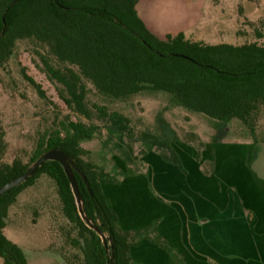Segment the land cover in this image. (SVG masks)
<instances>
[{"label": "trees", "instance_id": "16d2710c", "mask_svg": "<svg viewBox=\"0 0 264 264\" xmlns=\"http://www.w3.org/2000/svg\"><path fill=\"white\" fill-rule=\"evenodd\" d=\"M139 1L0 0V70L8 67L21 46L29 47L39 58L40 70L58 86L68 110L86 121H72L69 116L59 121L55 117L53 124L40 133L28 163L2 160L6 142L0 128V187L26 172L45 153L61 150L79 170L74 175L88 218L106 235L108 243L113 242L114 253L111 260V248L107 254L101 237L81 220L62 166L48 162L27 182L0 197V258L4 264H28L22 248L4 231L10 208L42 176L55 182L63 215L78 232L68 245L80 252L73 256L79 264H132L130 250L143 240L184 264L157 235L156 225L139 231L120 228L104 192L109 175L87 159L90 152L82 147L105 129L107 140H116L114 146L123 152V162L129 169L137 160L133 144L139 142L141 158L153 152L186 173L174 148L180 143L177 135L163 118L158 119L163 123V135L147 131L136 135L128 117L92 101L91 95L111 101L167 95L173 108L210 121L217 135L224 134L223 142L250 144L247 166L264 189V180L251 166L252 152L261 141L258 134H264V44L209 45L188 40L183 33L161 39L139 17ZM258 38L263 36L258 34ZM21 73L37 95L47 100L41 85L24 68ZM189 137V144L198 139L193 134ZM199 142L197 158L202 161L207 144ZM203 170L213 175L214 163L204 162ZM136 174L130 171L125 175Z\"/></svg>", "mask_w": 264, "mask_h": 264}, {"label": "rangeland", "instance_id": "374dc122", "mask_svg": "<svg viewBox=\"0 0 264 264\" xmlns=\"http://www.w3.org/2000/svg\"><path fill=\"white\" fill-rule=\"evenodd\" d=\"M152 1L158 6L152 13H157L161 19L193 21L192 38L212 45L264 44V0ZM258 34L263 38L259 39ZM40 66L39 58L24 45L8 67L0 70V128L5 132L6 149L2 156L5 163L10 164L15 159L28 163L40 133L53 124L55 117L59 121L69 116L72 121L86 122L68 110L58 86L47 79ZM23 68L41 85L47 100H42L24 80ZM91 100L128 117L136 135L146 131L163 135V123L158 120L163 118L164 124L174 131L180 141L174 144V148L188 171V174L166 172L163 169L166 166L153 152L141 158L142 146L139 142L133 144L137 160L129 169L123 162V152L114 146L116 140L109 142L107 131L103 129L100 137L83 143L82 147L90 152L87 159L109 175L106 192L119 210L125 214L139 208V196L146 194V188L157 192V186L161 188L157 193L163 207L205 211L207 216L202 222L206 228L215 220L208 217L211 216L209 212L224 214L230 210L234 215L230 218L222 215V221L235 218L243 221L247 230L238 232V237L247 233V243L244 239L243 243L238 241L234 249L224 245L217 249L207 238L199 250L194 248V244L185 246L187 257L204 263L214 260L218 264H264V189L254 180L247 166L250 144L220 143L225 140L224 134L217 135L210 121L173 108L170 98L164 94L144 95L126 101L98 99L91 95ZM165 108L168 110L164 111ZM190 134L198 137L193 144L188 142ZM258 135L261 141L252 152L251 166L253 172L264 180V134L260 132ZM199 141L207 144L204 152L207 158L219 157L217 170L211 177H204L199 172ZM130 171L142 175L127 177L125 174ZM150 200V194L147 198L145 195L143 202L148 210L152 208ZM4 233L22 248L28 264H79L73 256L80 255V252L68 245L78 232L64 217L57 186L47 176H42L35 186L18 197L10 208ZM0 264H4L2 258Z\"/></svg>", "mask_w": 264, "mask_h": 264}, {"label": "crops", "instance_id": "0c3cea01", "mask_svg": "<svg viewBox=\"0 0 264 264\" xmlns=\"http://www.w3.org/2000/svg\"><path fill=\"white\" fill-rule=\"evenodd\" d=\"M157 7V3H154L152 0H140L136 7L137 13L141 20L156 36L164 39L167 35L176 36L179 33H183L188 40L206 43L205 41L190 37L192 34V28H195L193 21H166L165 19H161L162 17H159L157 13H152V10H157ZM221 143L231 145L237 144L233 142ZM205 150L206 148L202 152V161L198 160V169L200 174L204 177H211L217 170L219 157L217 155V158L210 160L204 155ZM156 155L159 156L158 154ZM204 162L214 163L215 170L213 175L208 176L204 173ZM162 163L164 166H166L163 167L166 172L178 171L179 173H182L176 166L166 163L163 160ZM182 174H188L187 169L186 173ZM140 175L142 174H136L134 176L127 177H137ZM106 185L104 186V192L109 205L118 216L120 228L123 231H139L151 225H156L157 235L168 244V246L184 264H218V262L214 260H211L210 263H204L203 261L193 260L187 257L185 246L194 244V248L199 250V247L205 244L207 238L213 241V245L217 249H221L223 245L224 247L234 249L238 246V241L243 243L244 239V243H247V233H244L245 235L243 234L244 236L242 235L241 238L238 237V232H246L247 230V225L244 224L243 221L236 220V218L234 220L222 221V215H226L229 218L234 215L230 210L226 211L224 214L218 213L216 211L213 213L209 212L211 216L209 215L208 217H213L215 220L212 225L206 228L202 222L207 216L205 211L200 209L174 210L168 209L166 206L163 207V205L160 203L161 201L159 200V195L157 193L160 187L157 186L155 189L157 192L154 191L153 188H146V194H141L139 196V198H141V200L138 202L139 208L130 210L128 213L124 214L121 210H119L116 204L111 202L110 197L106 192ZM119 192H121L120 189ZM147 194H150V201L152 204V208L149 210L147 209L148 206H146L143 202L145 195L147 198ZM199 201L200 199H198V202ZM130 256L132 264H182L173 256L169 255L167 252L163 251L147 240H143L136 246H133L130 250Z\"/></svg>", "mask_w": 264, "mask_h": 264}, {"label": "water", "instance_id": "95a60500", "mask_svg": "<svg viewBox=\"0 0 264 264\" xmlns=\"http://www.w3.org/2000/svg\"><path fill=\"white\" fill-rule=\"evenodd\" d=\"M48 162H57L62 166L70 182L71 190L73 192L74 199H75V204L77 206L78 214L81 220L90 230L94 231L95 233H97L98 236L101 237L107 254L110 251L109 248H111L112 250L111 260L114 259L113 242L112 241H110L109 243L107 242L106 235L103 234L101 230L99 229V227L88 218L85 212L84 201L81 196V193H80V190H79V187L77 185L75 175H74L75 173H79V170L77 166L75 165L74 161L61 150L54 149V150H51L45 153L30 168H28L26 172L16 177L12 181L6 183L5 185L1 186L0 187V197L10 192L11 190L16 189L17 187L21 186L25 182H27L44 164ZM108 264H110V262H108Z\"/></svg>", "mask_w": 264, "mask_h": 264}]
</instances>
